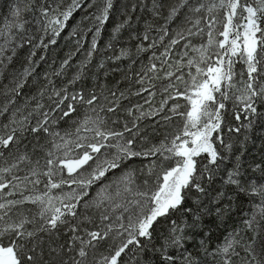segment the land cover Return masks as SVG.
Returning <instances> with one entry per match:
<instances>
[{
    "label": "snow or ice",
    "instance_id": "6c2138e0",
    "mask_svg": "<svg viewBox=\"0 0 264 264\" xmlns=\"http://www.w3.org/2000/svg\"><path fill=\"white\" fill-rule=\"evenodd\" d=\"M150 2L147 8L140 0L154 20L145 22L135 54L121 47L108 57L129 61L123 87L116 81L85 89L76 85L98 51L114 0H5L0 264H264L261 165L253 169L261 178L250 180L237 157L224 180L231 194L205 187L213 184L224 152L232 150L225 136L251 129L257 118L264 122L258 109L264 105V0ZM78 11L84 15L68 33L79 37L75 52L26 95L46 59L38 50L56 45ZM132 19L128 15L115 26L107 49H115ZM81 49L86 55L77 71L57 85L51 77L64 76ZM142 53L150 55L137 71L132 66ZM237 63L244 66L239 72ZM119 70L118 64L112 69ZM133 97L144 103H132ZM229 100L234 119L243 115L246 124L227 122ZM176 118L178 127L158 143L150 141L149 127L156 132ZM242 198L251 205L247 212ZM204 215H214L217 230L233 216L242 217L241 226L213 239ZM162 223L166 232L158 231Z\"/></svg>",
    "mask_w": 264,
    "mask_h": 264
},
{
    "label": "trees",
    "instance_id": "16d2710c",
    "mask_svg": "<svg viewBox=\"0 0 264 264\" xmlns=\"http://www.w3.org/2000/svg\"><path fill=\"white\" fill-rule=\"evenodd\" d=\"M5 0H0V17H2L6 12L7 8L4 7ZM144 5L147 8L151 7L150 0H143ZM133 4H137V11L132 12L131 7ZM84 15L83 12H77L74 14L73 18L69 20L68 27L65 28L64 32L61 34V37L58 38V42L56 45L49 46L48 50L45 52H40L38 50L37 55H44L46 57L45 61L40 63V66L37 68V72L40 74L37 77L36 81L30 83L23 90L26 95H31L35 93L37 87L42 85L45 81L43 80V76L45 73H51L54 70L59 68L61 61H63L70 52H75L76 44L75 40L79 37L69 38L68 33L71 32V29L76 26V24L80 21L81 17ZM128 15H131L133 19L130 22V26L126 27L122 30L120 34L119 43L116 44L115 49H107L106 45L109 43L111 38L113 29L116 24H119L122 20L126 19ZM154 20L152 14L146 10H141L140 8V0H114V10L111 14L109 22L104 26V29L101 32L100 37L98 38V51L93 55L92 63L88 65V68L85 70V77L83 80L79 81L76 85V88L84 87L85 89H89L94 87L96 84H104L107 83L109 87H111L116 81H121V86L125 83L122 80L123 72L128 71L129 61L127 59H123L121 61H117L113 63L108 60L109 56H114L119 53L121 47L129 49L133 54H135V45L142 42V36L145 29V22H152ZM135 34L140 39H130V35ZM88 36V41L89 37ZM153 37L157 36V33L153 31L151 33ZM199 37L193 38V42L197 45L200 42ZM222 39V37H220ZM147 44L148 42H144ZM85 47H87V42L85 43ZM162 50V49H160ZM22 56L20 58V63L17 64L19 68L25 58L27 57L28 51L27 48L22 49ZM86 53L83 49L80 52H77L70 61V67L65 70V75L62 77H51L53 81L59 85L62 81H66L72 77V75L77 71V68L82 60H84ZM150 53H142L138 58V63L133 65L132 67L135 70H139L141 66V62L147 63L145 59L149 56ZM105 63L104 69H99L98 65L100 62ZM119 65V71H112L116 65ZM244 68L242 63H237L235 65V70L237 72L241 71ZM107 73V75H105ZM35 75V74H34ZM31 79V78H30ZM160 97L157 96L155 101L158 103ZM139 101L141 104L144 103L143 99L140 97H133L132 103ZM183 103V101H181ZM227 103V107L229 111L226 113V120L229 124L236 126L239 124H246L247 121L244 119V116H241L240 121H236L233 115V101L229 100ZM125 105H128V101H124ZM146 108V104L144 105ZM258 109L261 112H264V105H258ZM149 123V122H145ZM163 123V122H161ZM181 121L179 118H176L174 123L168 124L165 127H159L156 132H152L151 127L147 129L149 132V139L152 143H158L161 139H163L166 133H170L174 130L175 127L180 125ZM247 137V139H245ZM225 139L232 143L233 147L230 152H224V155L227 157L221 164L219 171L215 176V180L213 184L208 185L205 184V187L209 190L212 189H223L231 194V187L224 185V180L226 179V175L229 171L237 163V157H239V164L241 167V171L244 173L245 177L250 180H258L261 178L260 171H254V166L256 164H260L261 168L264 169V122H261L259 118L254 120L253 127L249 130H245L242 128L239 134L229 133L225 136ZM201 162H206L204 157L201 156L197 158ZM147 162V161H146ZM199 166V165H198ZM204 203L208 202L209 197H204ZM245 202L243 203V208L245 212L251 207L250 204L246 202V198H242ZM189 203H192V199L189 200ZM212 207V205H209ZM241 216H233L231 219H226L224 223L220 224L219 230H217L214 221V215H204V221L207 228L212 229L211 235H213V239L215 237L220 236L222 233L227 231H231L233 227L239 229L241 226L239 221L241 220ZM168 225L166 223H162L158 229L160 232H166ZM199 240V237L196 238Z\"/></svg>",
    "mask_w": 264,
    "mask_h": 264
},
{
    "label": "rangeland",
    "instance_id": "374dc122",
    "mask_svg": "<svg viewBox=\"0 0 264 264\" xmlns=\"http://www.w3.org/2000/svg\"><path fill=\"white\" fill-rule=\"evenodd\" d=\"M78 23H79V22H78ZM116 25H117V24H116ZM90 38H91V35H90V37H89V41H88V42H90ZM197 39H200V38H197ZM146 106L148 107V105H146ZM147 107H146V108H147Z\"/></svg>",
    "mask_w": 264,
    "mask_h": 264
}]
</instances>
